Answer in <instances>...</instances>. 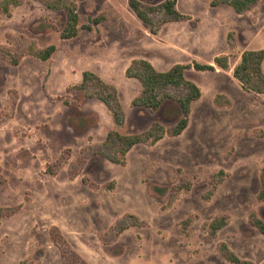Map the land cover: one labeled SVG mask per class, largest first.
I'll list each match as a JSON object with an SVG mask.
<instances>
[{
    "label": "rangeland",
    "instance_id": "obj_1",
    "mask_svg": "<svg viewBox=\"0 0 264 264\" xmlns=\"http://www.w3.org/2000/svg\"><path fill=\"white\" fill-rule=\"evenodd\" d=\"M43 1L18 0L7 13L0 10V45L12 47L21 35L38 47L56 46L46 60L24 55L15 65L0 63V264H64L49 238L52 226L89 264H235L222 256L220 242L264 264V235L247 220L251 210L264 220V201L256 197L264 93L242 89L232 76L242 51L264 49V0L243 13L213 0H176L188 19L167 22L156 34L127 0H70L79 25L101 17L71 38L59 36L64 11ZM222 55L228 69H185L201 94L179 135L134 145L123 164L91 155L71 177L80 150L107 131L138 133L154 121L164 127L176 121L172 102L155 112L131 105L140 90L125 75L133 59L166 70L213 64ZM84 70L116 88L121 124L103 102L75 88ZM125 214L144 224L112 236L111 226ZM219 215L226 224L211 236L207 223Z\"/></svg>",
    "mask_w": 264,
    "mask_h": 264
},
{
    "label": "trees",
    "instance_id": "obj_2",
    "mask_svg": "<svg viewBox=\"0 0 264 264\" xmlns=\"http://www.w3.org/2000/svg\"><path fill=\"white\" fill-rule=\"evenodd\" d=\"M258 0H213L212 5L220 3L229 4L237 13H243L252 9ZM18 0H2L0 10L8 12L10 4H16ZM43 3L52 9H62L65 13V22L59 33L61 38H71L80 29L89 30L91 24H97L99 18L90 19L88 24H78V15L75 4L70 0H44ZM129 8L138 19L148 26L152 34H156L158 29L167 22H177L188 19V16L181 13L176 8V0H162L156 4H146L140 0H127ZM20 42L13 46L0 45V63L7 62L15 65L24 55L32 56L40 60L48 59L56 49L54 44L38 47L34 43L26 42L20 35ZM10 36L7 35V39ZM230 42V40H229ZM264 61V49H246L240 54L239 61L232 67V76L238 81L242 89L246 91L264 93V71L262 64ZM210 63H176L166 70L156 69L150 61L143 58L133 59L125 70L127 77L135 78L140 84L139 92L132 98L131 105L141 106L150 112L157 111L165 102H172L175 106L178 117L173 125L164 127L161 123L154 121L145 130L138 133H121L111 129L106 132L104 139L96 144H88L80 151L79 164L71 172V177L76 176L78 169L91 155H99L112 162L123 164L127 151L136 144H154L165 135L174 137L179 135L187 126L191 103L200 97V89L195 82L186 78L185 69L214 70V65L221 69L229 68V60L226 55L215 56ZM75 88L82 93V96L96 97L110 111L113 120L117 124L124 121V110L118 99L116 88L102 80L98 75L89 70H84L81 81ZM217 174H222L220 171ZM188 188V185L183 186ZM216 183L212 182L210 193L215 189ZM182 186L179 185L178 189ZM209 193V194H210ZM258 200L264 201V166L259 171V189L256 194ZM227 217L219 215L212 218L207 223L208 233L215 236L216 232L226 224ZM129 220V221H128ZM248 222L257 231L264 235V220L261 219L254 210L248 214ZM135 215L125 214L115 221L110 230L112 236H117L121 231L131 225H143ZM49 238L56 244L60 251V256L64 264H89L73 251L67 244L59 230L52 226L49 229ZM219 250L222 256L229 262L235 264H251L238 257L230 250L225 242L219 243Z\"/></svg>",
    "mask_w": 264,
    "mask_h": 264
}]
</instances>
